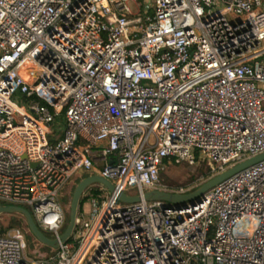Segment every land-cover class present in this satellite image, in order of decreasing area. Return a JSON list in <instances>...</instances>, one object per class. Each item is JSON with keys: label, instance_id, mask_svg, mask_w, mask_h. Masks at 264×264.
<instances>
[{"label": "built area", "instance_id": "2783aa9c", "mask_svg": "<svg viewBox=\"0 0 264 264\" xmlns=\"http://www.w3.org/2000/svg\"><path fill=\"white\" fill-rule=\"evenodd\" d=\"M130 1L0 0V204L59 240L68 180L113 184L55 251L1 234L0 264H264V159L194 203L143 198L190 191L172 161L205 181L264 153V0Z\"/></svg>", "mask_w": 264, "mask_h": 264}, {"label": "water", "instance_id": "95a60500", "mask_svg": "<svg viewBox=\"0 0 264 264\" xmlns=\"http://www.w3.org/2000/svg\"><path fill=\"white\" fill-rule=\"evenodd\" d=\"M264 159V153L259 154L255 157L246 159L233 167L227 169L226 171L217 174L207 180H205L203 183H201L199 186H197L195 189L183 193V194H177V193H168L164 191H147L143 194L144 200L151 201V200H158L163 203H170L174 204L176 206L179 205H186L187 203H194L195 201H198L200 197L210 188L224 180L225 178L231 176L232 174ZM111 162V161H110ZM94 184H100L108 189V191H113V184L103 178L102 176L98 174H91L84 176L75 186L70 202H69V211H68V222L59 236L58 239H52L48 237L37 225L35 222L33 216L31 215L30 211L27 210L24 207L20 206H14V205H2L0 204V213L3 212H17L21 214L24 219L26 226L29 230V232L43 245L51 248H57L59 245V242L64 243L70 239V237L73 234V230L75 227V220L78 213L79 208V202L81 197L83 196V193L89 188L91 185ZM140 196L138 195H126L125 193L121 192L118 195V200L124 203H134L140 201Z\"/></svg>", "mask_w": 264, "mask_h": 264}, {"label": "rangeland", "instance_id": "374dc122", "mask_svg": "<svg viewBox=\"0 0 264 264\" xmlns=\"http://www.w3.org/2000/svg\"><path fill=\"white\" fill-rule=\"evenodd\" d=\"M152 2V0H136V1H130L129 7L133 12H136L137 6L140 7V9H144L145 5ZM18 94V103H24L22 102L25 98L24 95L20 94L19 92H16ZM60 127L59 129H61ZM59 132V130L57 131ZM207 172L206 165L198 164V165H189L183 161L176 163V162H170L164 165V167L161 170L160 178L161 181L169 186H184L186 188H191V190L195 189L197 186H199L201 183L204 182V179L206 178L205 174ZM86 175V172H78L75 175H73L68 182L65 184L64 188L59 192V199L61 200L64 211H65V224L63 225V229L65 228L67 222H68V211H69V202L72 195V192L76 186V184ZM94 189L97 190V193L95 195H92L94 197H98V195L101 197H106L108 194V189L100 184H96V187ZM128 194L135 195L137 193L136 189H128ZM99 198V197H98ZM87 202V199L85 200ZM5 205H7L5 203ZM83 209L88 212L90 209L89 202L86 203V206L83 207ZM0 226L6 229L5 233H10L13 228L20 227L24 232V239L27 244V254L33 258L40 257V254H44L45 252L49 251H55L57 248H51L43 245L37 239L29 232L24 217L17 213V212H3L0 213ZM27 229V230H26ZM46 235H50L49 232H45ZM72 241V239H70Z\"/></svg>", "mask_w": 264, "mask_h": 264}, {"label": "trees", "instance_id": "16d2710c", "mask_svg": "<svg viewBox=\"0 0 264 264\" xmlns=\"http://www.w3.org/2000/svg\"><path fill=\"white\" fill-rule=\"evenodd\" d=\"M173 162H174V161H173ZM161 170H162V169H161ZM160 173H161V171H160ZM85 176H86V175H85ZM205 176H206V177L209 176V172H208V171L206 172ZM96 193H97V190L94 189V188H92V189L89 191L88 196L85 195V196H82V197H81L80 202H79L78 212H80V211L82 210V205H83V203L85 202V200L87 199V197L92 196V195H95ZM5 232H6V229L0 226V235H1V234H5Z\"/></svg>", "mask_w": 264, "mask_h": 264}]
</instances>
